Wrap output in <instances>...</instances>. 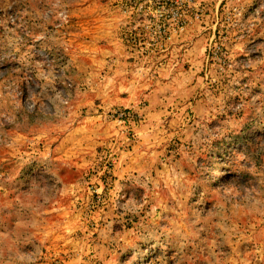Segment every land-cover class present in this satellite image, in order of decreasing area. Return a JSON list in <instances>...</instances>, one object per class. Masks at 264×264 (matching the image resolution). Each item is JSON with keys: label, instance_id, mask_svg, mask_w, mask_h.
Returning a JSON list of instances; mask_svg holds the SVG:
<instances>
[{"label": "rangeland", "instance_id": "374dc122", "mask_svg": "<svg viewBox=\"0 0 264 264\" xmlns=\"http://www.w3.org/2000/svg\"><path fill=\"white\" fill-rule=\"evenodd\" d=\"M0 264H264V0H0Z\"/></svg>", "mask_w": 264, "mask_h": 264}]
</instances>
